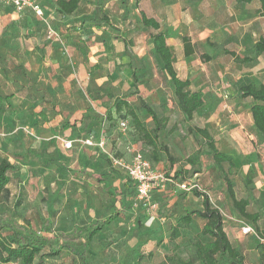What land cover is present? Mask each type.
<instances>
[{
  "label": "rangeland",
  "instance_id": "rangeland-1",
  "mask_svg": "<svg viewBox=\"0 0 264 264\" xmlns=\"http://www.w3.org/2000/svg\"><path fill=\"white\" fill-rule=\"evenodd\" d=\"M135 1L98 0L95 7L81 4L79 9L86 14L76 20L58 19L53 9L57 17L45 18L57 36L47 38L39 18L12 19L11 9L0 0V159L6 158L16 167L9 173V196L0 203V216H10L13 224L44 234L56 246L58 233L70 234L76 227H86L118 211L117 219L91 240L86 253L91 264H157L173 244L182 257H190L201 220L181 228L174 241L169 233L180 215L201 208V198L191 190L181 191L175 183L152 190L147 200L137 198L133 183L112 165V159L129 162L139 151L152 168L175 182L195 180L196 190L220 210L231 244L244 254L246 264H260L255 247L260 239L252 223L233 207L224 179L226 172L236 198L248 200V212L264 215V158L255 145L248 146L253 139L246 108L239 109L232 91L220 112L202 109L187 119L151 49L152 30L140 23ZM221 37L212 34L215 41L208 44L211 46L195 44L190 57L178 56L173 48L176 71L180 78H191L192 88L201 82L214 94V90L224 89L219 87L224 79L241 72L251 76L259 67L257 63L245 65L237 73L231 56L219 48L224 45ZM73 55L82 61L76 70ZM58 85L62 91L55 88ZM61 92L64 100L58 101ZM119 99L127 102L148 129L154 123L144 104L161 118L164 128L158 141L167 146L172 164L161 150L154 159V151L141 140L127 107L115 110L113 102ZM121 119L127 123L123 130L118 124ZM190 126L207 127L219 150L230 146L235 165L215 164L204 139L189 132ZM65 141H71L70 148L64 146ZM196 149L200 162L188 165L185 159ZM101 175L103 181L96 178ZM46 221L50 230L42 227ZM243 226L253 230L242 233ZM205 240L207 237L202 238ZM81 242L68 241L79 250ZM34 264L83 263L64 251Z\"/></svg>",
  "mask_w": 264,
  "mask_h": 264
},
{
  "label": "trees",
  "instance_id": "trees-1",
  "mask_svg": "<svg viewBox=\"0 0 264 264\" xmlns=\"http://www.w3.org/2000/svg\"><path fill=\"white\" fill-rule=\"evenodd\" d=\"M79 1L80 0H56V11L60 14H71L77 9ZM238 1L250 2L251 0ZM258 1L260 2V10L264 11V0ZM140 19L142 26L154 31L150 35L152 51L160 61L163 71L171 81L179 110L187 119H192L194 113L204 106L202 93L200 91H190L188 89L190 85L189 79L180 78L177 75L172 63V53L169 46L166 44L164 31L160 29V24L154 18L147 17L143 11H140ZM182 43L184 55H191L194 52V45L190 42V39L187 36H183ZM253 50L254 53L252 56L243 57L239 56L234 51L224 50V53L229 54L234 62H251L256 56L264 54V37H259L255 41ZM206 57L209 59V56ZM132 77L134 81L137 79L134 69H132ZM239 96L241 98L250 97L252 99L253 102L250 104L252 122L257 133L264 136V84L258 86H255L253 83L244 84L239 88ZM113 106L117 112L127 107L128 114L132 118V124L140 135L141 140L154 151V159H157V151L161 150L171 164L174 162L168 152L167 146L162 145L158 141V133L164 128V123L161 122V118H159L149 106L146 104L143 105L154 123V127L151 129L142 125L138 116L134 113L132 108L128 106L124 99L114 101ZM107 111H109V109ZM90 118L92 120H97L96 117L91 116ZM188 129L192 134L204 139L215 164L221 166L223 163H226L228 167H233L234 163L232 157L216 147L214 138L207 128L190 126ZM185 160L188 165H197L200 162L199 149L194 150ZM15 169V165L8 159H0V203L9 196V190L7 188V184L10 181L9 173ZM96 178L99 181H103L105 176L101 175ZM224 179L233 207L242 217L255 225V232L257 236L262 239L255 244V247L258 250L259 263L264 264V229H259L256 226L259 215L256 212L249 213L246 211V206L248 204L247 199L236 198L232 183L226 172L224 173ZM191 191L194 196L201 198V208H194L180 215L170 230L169 239L171 241L176 240L181 235V228L187 227L194 219H200L202 225L192 243L193 254L190 257L184 258L177 252V244H173L171 252L165 254L163 259L157 264H246L244 254L231 244L229 236L223 226L220 210L210 204L206 194L196 189ZM118 216L119 212L114 211L99 222L90 223L86 227H76L70 234L58 233L60 241L56 246H53L50 238L44 234L33 233L27 226L22 224H13L10 216H4L5 218L0 216V263L34 264L35 261L41 263L45 258L56 257L62 252L67 251L79 257L83 264H91L86 256L91 240L95 235L116 220ZM42 227L44 230H50V222H44ZM203 237H207V240L202 241ZM69 240H82L81 250L70 245L68 243Z\"/></svg>",
  "mask_w": 264,
  "mask_h": 264
},
{
  "label": "crops",
  "instance_id": "crops-1",
  "mask_svg": "<svg viewBox=\"0 0 264 264\" xmlns=\"http://www.w3.org/2000/svg\"><path fill=\"white\" fill-rule=\"evenodd\" d=\"M37 1L41 5L42 10L46 17H48L49 19L57 17L53 13V9L56 10V0H37ZM131 1L132 0H130V3ZM134 3H135L134 4L135 7L137 8L136 14L137 16H139V21L141 20L140 11H143L147 17L154 18L160 24V29L164 31L166 44L169 46L172 53V63L175 71L177 70V65H176L177 63L175 64L173 48H176L179 51L178 56L182 55V53L184 55V47L182 43L183 36H187L193 45L202 43L204 44V46L205 45L211 46L208 44L210 43L214 44L215 41L211 39L212 34L215 33L218 36L221 35L222 36L221 38H223L222 43H224V45L222 48L221 47L219 48L222 49L223 51L224 50L234 51L236 54H238L241 57L252 56L254 53L253 45L255 41L259 37H264V11L260 10V2L258 0H251L250 2H244L238 0H137V3L136 1ZM81 4L92 5L93 7H95L98 4V0H80L77 9L74 12H72L71 14H60L56 12L58 15L57 18L58 19L67 18L71 20H76L77 18L82 17L86 13L81 12V10L79 9ZM9 8L12 11V15H11L12 19H18V18L24 19L25 17L29 18L30 16L35 17L31 12L28 11L24 12L23 14L17 15L14 13L11 7ZM94 18H97V16H94ZM34 32L36 33V35L39 33L38 31H34ZM153 32L154 31H152V33ZM34 37L32 36L31 38ZM37 38H40V36L35 37V39ZM216 39L218 44L221 43L220 39L218 38ZM150 46L152 49L151 42H150ZM34 47L35 46H33L32 49H36ZM5 51L7 52L8 48ZM191 55L189 56L184 55V56L190 57ZM73 59L75 61L72 62L73 63L72 68L76 70L79 68L78 66L82 61L78 62L79 58H77L78 59L77 61L75 55H73ZM263 59H264V54H260L256 56L251 62H247V63L235 62V65H237L238 67L236 69L237 73L239 72V69L243 68L245 65H254L257 63L259 67L256 69L254 68V74L252 73V71L250 72L251 76H246L244 72H241L236 74V76L231 75V78L229 77L226 80L224 79L221 82V85L219 86V87H224V89L221 88H219V90L216 89L214 90V94L210 93V91L207 90L206 85H202L201 82H199V84H195L194 87L192 88L193 82L191 78H188L190 81V85L188 86V89L190 91H200L202 93V99L204 101V106L202 109H205L207 112H212V110H214L215 112L216 110L220 112L221 109L223 108V103L226 101V99H228L226 98V96H231L233 95L231 93L234 92V96H235L234 98H236L237 103H239V109L246 108L245 112L247 115L246 117L248 118L247 122L248 125L250 126L249 130L251 133L249 134V137L250 139H253L254 142V143L253 142L248 143V146L251 147L255 145L256 148L258 149V152L261 154L262 159L264 158V136L259 133L258 135L256 133L257 131L255 132L254 130L255 128L250 113V104L253 101L250 97L241 98L239 96V88L247 83H253L255 86L264 84V81L260 80V76L264 77V66H261V62ZM51 65H54V63H52ZM48 67L49 69L52 70V66H48ZM177 75L179 76L178 73ZM55 88L57 90L62 91L61 85L55 86ZM60 94L62 96V92ZM210 94H212V96H210ZM56 95L58 97L59 94ZM231 98H233V96ZM63 100L64 99L62 96V99L58 101H63ZM229 100L231 99L229 98ZM237 118H238V123H240L242 128L244 124L242 123L241 120H239V117ZM230 142L232 143V141L229 140L228 143ZM228 143L226 145H230ZM221 149L220 151L226 152L232 157L233 163L235 165V159L229 150L231 149V147L225 146V147H221ZM255 212L258 213L259 215L256 222V226L259 229H264L263 213H259L257 211H253L249 213H255ZM252 226L255 229V225L252 224Z\"/></svg>",
  "mask_w": 264,
  "mask_h": 264
},
{
  "label": "built area",
  "instance_id": "built-area-1",
  "mask_svg": "<svg viewBox=\"0 0 264 264\" xmlns=\"http://www.w3.org/2000/svg\"><path fill=\"white\" fill-rule=\"evenodd\" d=\"M5 5L12 8L15 14L20 15L24 12H31L36 18H39L44 23V34L47 38L57 36L56 30L45 18V14L41 5L37 0H1ZM120 129H125L127 123L124 119L118 121ZM71 141H65L66 148L71 147ZM112 165L118 168L126 177L134 184L137 198L147 200L152 190L161 187L164 183H175L181 191H190L199 189V185L193 179L175 182L172 177H166L158 170L152 168L148 160L139 152H134L129 162L122 158L112 159ZM152 207L154 205L152 204ZM253 230L251 226H243L242 233H249ZM255 230V229H254ZM262 240V239H261Z\"/></svg>",
  "mask_w": 264,
  "mask_h": 264
}]
</instances>
